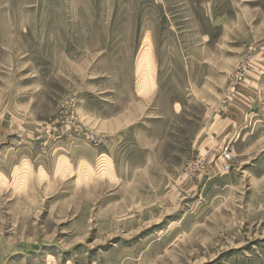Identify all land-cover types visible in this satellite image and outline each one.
I'll use <instances>...</instances> for the list:
<instances>
[{"label":"rangeland","instance_id":"obj_1","mask_svg":"<svg viewBox=\"0 0 264 264\" xmlns=\"http://www.w3.org/2000/svg\"><path fill=\"white\" fill-rule=\"evenodd\" d=\"M0 264H264V0H0Z\"/></svg>","mask_w":264,"mask_h":264}]
</instances>
